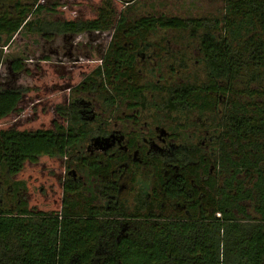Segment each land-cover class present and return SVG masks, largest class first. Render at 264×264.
Wrapping results in <instances>:
<instances>
[{
	"label": "trees",
	"instance_id": "trees-1",
	"mask_svg": "<svg viewBox=\"0 0 264 264\" xmlns=\"http://www.w3.org/2000/svg\"><path fill=\"white\" fill-rule=\"evenodd\" d=\"M221 1L215 14L178 16L157 14L154 5L152 11L137 14L141 0H100L93 18L65 20L54 16L55 1L0 0V46L24 28L49 41L112 33L107 49L100 50L101 64L86 80L101 90L111 75L122 83L129 72L124 68L133 70L134 58L124 55V42H145L163 29L176 31L178 42L201 29L209 82L222 78L227 95L214 163L218 179L211 176L202 187L205 196L192 207L193 221L132 225L117 243L101 235L106 226L87 217L92 209L68 184L61 209L51 212H30L19 193L12 198L14 204L21 200L15 210H0V264H264V0ZM4 61L0 52V65ZM25 73L22 60L9 57L11 83ZM176 89L179 97L202 90L195 85ZM25 92L0 85V121L20 114ZM38 138L49 141L56 159L83 144L72 127L0 129V176L21 170L36 153ZM108 228L115 230V223Z\"/></svg>",
	"mask_w": 264,
	"mask_h": 264
},
{
	"label": "flooded vegetation",
	"instance_id": "flooded-vegetation-1",
	"mask_svg": "<svg viewBox=\"0 0 264 264\" xmlns=\"http://www.w3.org/2000/svg\"><path fill=\"white\" fill-rule=\"evenodd\" d=\"M199 30L186 33L184 40L178 42L177 32L166 29L151 33L145 42H124V55L134 58L133 70L124 68L129 72L121 77L122 83L111 75L104 90L95 81L86 80L101 64L100 50L107 49L112 33L105 48L96 46L91 54H85L84 60L96 55L98 65L84 74L77 85L65 88L70 93L51 106L53 117L44 129L72 127L77 140L82 135L83 144L56 159L49 141L38 138L37 151L23 168L0 176V210H15L21 200L14 204L12 198L20 193L30 212H45L32 206L31 177L29 182L20 179L27 163L36 165L40 161L41 140L50 147L51 157L58 161L61 170L44 176L45 190L40 187V194L48 199L53 193L54 204L60 210L67 184L80 191L87 210L92 209L87 217L106 226L101 233L106 239L119 243L132 225L148 221L156 225L193 221L192 207L205 196L202 187L211 176L218 179L214 163L227 100L222 90L225 81L217 77L214 84L209 82L200 42L204 33ZM83 36L93 38L56 36L49 41L39 37L56 44L58 40L65 43ZM71 49L68 48L66 59L75 62ZM8 59L5 56L4 62L8 63ZM43 61L47 63L49 58L44 57ZM63 66L56 65V71H67ZM183 85L202 90L179 97L176 88ZM47 180H51L49 187ZM73 195L78 200L77 192ZM114 223L115 230H109Z\"/></svg>",
	"mask_w": 264,
	"mask_h": 264
},
{
	"label": "rangeland",
	"instance_id": "rangeland-1",
	"mask_svg": "<svg viewBox=\"0 0 264 264\" xmlns=\"http://www.w3.org/2000/svg\"><path fill=\"white\" fill-rule=\"evenodd\" d=\"M58 4L55 17L65 20H72L76 17L90 19L95 16L100 0H51ZM221 0H141L140 9L137 14L152 11L150 5H154L157 14L187 16L189 13L194 16H202L208 13H217L222 9ZM142 5V7H141ZM119 12L122 6L116 4ZM31 20L35 21L34 17ZM110 40V33L95 35L92 40L86 36L76 40L57 41L56 44L46 43L37 35L29 34L25 28L21 29L18 35L6 39L0 52L7 57H18L25 65L27 73L20 74L17 80L8 76V63L0 65V85H12L26 89L24 97L19 105L20 114L11 115L0 121V129H7L15 126L20 131L45 129L49 127L52 119L51 106L62 102L70 93L65 88L69 85L75 86L81 77L91 72L98 65V57L94 54L91 60H84L85 54H91L96 46L105 48ZM72 48L71 53L75 62L66 59L68 48ZM94 47V48H93ZM44 57L49 58V62L43 61ZM64 65L58 71L55 66ZM160 67V71H161ZM41 159L36 165H25L20 179L29 182L31 177L32 206L45 212L56 211L53 193L46 199L40 191L44 188V176L47 173H59L61 168L58 161L51 157L50 147H46L43 141H39ZM43 171L46 173L44 174ZM50 175V174H49ZM48 175V176H49ZM48 187L51 180H47Z\"/></svg>",
	"mask_w": 264,
	"mask_h": 264
}]
</instances>
